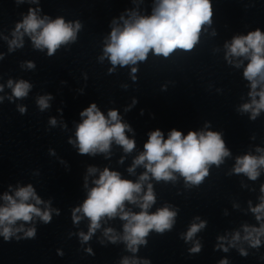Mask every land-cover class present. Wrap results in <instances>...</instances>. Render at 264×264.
<instances>
[{
	"label": "clouds",
	"instance_id": "9594fccd",
	"mask_svg": "<svg viewBox=\"0 0 264 264\" xmlns=\"http://www.w3.org/2000/svg\"><path fill=\"white\" fill-rule=\"evenodd\" d=\"M20 2L23 0H17V3ZM30 2L35 3L36 0H30ZM212 17V0H158L151 15L140 16L133 13L128 19L121 17L123 27H113L110 42L104 48L105 55L113 65L109 72H112L116 65L127 66L136 64L138 61H145L150 51L164 58H168L178 49L191 51L199 40L202 27L211 24ZM80 27L79 22L73 26L72 23H66L63 18L41 19L37 16L36 10L29 8L28 14L22 21L16 23L14 32L16 38L11 41V45L20 46L18 41L23 33H26L31 36L36 48H47L48 55L52 56L60 45L75 40L76 32ZM226 47L228 55L248 58L249 62L243 75L251 82L253 90L258 84L264 82V33L257 29L247 35L237 36ZM28 67L32 68L34 65L29 62ZM131 71L135 73L137 68L133 67ZM8 87L12 88L14 97L23 98L31 85L20 80L13 86V81L9 80ZM0 91H3V85H0ZM250 95L253 97L259 95L260 99L259 101L253 99L252 104L243 105V110L252 108V119H255L259 111L264 109V89L259 93L253 91ZM50 98L49 96L38 99L37 103L41 110L49 107L47 101ZM253 105H255L254 108ZM19 111L25 113L26 109L21 107ZM80 115L86 117L76 129V142L80 155L107 152L113 141L122 146L126 153H130L135 148V141L125 134L131 129L129 125L121 122L117 110H109L106 117L97 105L92 103ZM50 123L55 125V119H51ZM69 143L72 141L69 140ZM143 147L144 151L134 159L133 166L128 169L132 172L141 165L146 169L140 175L139 181L122 179L120 173L105 168L99 178L94 181L95 186L88 192L82 206L73 211L74 222L80 220V217L76 215L77 212H82L90 220L88 234L80 233L84 242H87L100 227L102 218H113L120 214V218L126 221L123 239L129 250L136 252L138 250L136 246L147 244L145 237L150 231L155 230L162 234L166 229L170 230L176 216V212L170 211L168 207L160 208L155 213L148 212L149 207L155 203L152 185L148 184L147 191L142 196L138 194L142 192V182L149 179V173L156 181L165 182L175 179L173 173H179L186 182L199 185L208 175L207 166L219 165L222 158L229 155L220 134L212 131L199 134L189 131L184 136L181 131L173 129L168 138L164 139L162 132L155 130L150 133ZM237 165L236 173H245L250 179L255 180L259 175L257 169L264 166V156L245 155L237 159ZM88 171L93 173L97 169L93 167ZM30 199L35 200L36 204L42 203L31 184L16 190L14 197L4 194L3 200L6 204L0 206V227H2L0 235L4 237V241H10L14 234L11 225L16 221L30 222L33 216H38L45 224L51 222V211H42L35 204L28 203ZM125 202L138 204L141 211L138 213L124 211ZM252 211L254 213L264 211V202ZM57 214H59L58 210ZM257 219H260L259 215ZM202 227H204L203 222L199 225L193 224L185 239L190 240ZM111 231L112 229H107L105 235ZM245 231L248 232V229L245 228ZM253 232L264 233V228L253 229L245 237L251 240L252 247H259L261 241L253 237ZM25 236L34 239L36 229H28ZM111 239L115 243V237ZM235 239H239V236L237 235ZM199 251L198 244L190 250L191 253ZM241 254L246 255L243 250ZM123 264H129L128 260L125 259ZM220 264H227V262L221 261Z\"/></svg>",
	"mask_w": 264,
	"mask_h": 264
}]
</instances>
